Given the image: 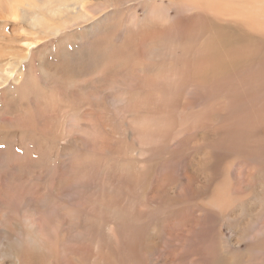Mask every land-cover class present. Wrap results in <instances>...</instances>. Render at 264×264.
Wrapping results in <instances>:
<instances>
[{
  "label": "rangeland",
  "instance_id": "obj_1",
  "mask_svg": "<svg viewBox=\"0 0 264 264\" xmlns=\"http://www.w3.org/2000/svg\"><path fill=\"white\" fill-rule=\"evenodd\" d=\"M1 1L5 3V5ZM167 1L166 0H155L154 2L152 0L150 1L149 0H0V6L1 5L3 6V8L0 7V76L2 75L1 77L2 79H0V187L6 186L9 184H14V183H17L18 185H23V187L12 186V188H10V191L13 197V201L11 202L4 200V198L1 197L2 194L0 192V202H1L0 203V213H1L0 215H2V213L4 212V208L6 205L11 206L12 204L14 208L13 206H11V209L18 212L19 214H22V212H20L22 208L19 207V204L25 207L29 205L31 206L34 205L37 211L36 217L38 219V230L40 231L41 236H43L45 239L47 238L46 241L48 242L49 246L53 248H57L58 251L60 250L59 252L61 253V255L58 256V259H57L58 262L56 261L54 264H57V263L58 264H90V261L87 259V257H84V255L79 256V259L81 262H78V261L74 262V260H72L69 256L66 255V251H71V253H73L76 251L77 248L82 247L83 249L85 246L86 247L83 249V251L86 254L92 251L94 255H96L95 257L98 256V258L103 256L104 254L105 260L108 261L109 263L112 262L110 264H121V262L122 264H145V261L141 257V254H138V255L131 254V251L139 250L140 247H141L140 251L142 250L144 251V244H145V242L141 244L142 242L141 238L139 239L140 240V243H139L138 240L136 239L137 238L136 233H131V231H134L133 228L137 229L139 226H141V224H143V220H142L143 217H140L142 215L141 214L139 215L137 213V209L141 210L140 208L141 205L145 204L144 202H146L147 193H145V191L147 190V187L145 186L147 182L149 181V177L150 178L153 177L154 181H156L161 176L159 174L161 173L160 169H156L158 164H159V167L166 169V171L168 172H171V169L175 165L174 167L177 170L176 174H182L181 172L184 171L183 169L185 170L187 169L188 161L192 163L202 161L201 162L203 165L202 173L205 174L203 176L204 177L209 176L213 180L215 178L217 179L216 182L224 178L225 185L229 188H230V185L232 186L236 185L238 187L239 186L242 187V184H245V182L246 183L249 182L250 180L244 179L243 177L248 176L249 172L252 171L254 167L264 168V156L262 155L261 152H258L257 150V146L260 145L262 146L261 151H264V144H263L264 143V134H263L264 133L263 131L264 121L258 122L257 124L253 125L256 122L255 119H257L258 117L262 116V118L264 119V113L262 114V112H264V100H263L264 99V90H263L264 87L262 86H259V88L256 87L259 90H256L254 87L249 88V89L245 88L244 90L240 88L239 90L242 92L243 99H236L234 103L232 104H228L225 100H223L220 97V102L222 103L220 105H213L215 107L214 112H213V118H212V113L209 112L211 110L207 107L208 106L207 104H210V101H212L214 98L218 96L214 94V90L210 91L211 94L209 95V97H207V99L203 98L199 100L200 106L198 102L194 106V108L203 109L204 108L203 101L205 100V106L207 105L205 109L206 108L207 109L206 110L204 109V112L207 111L208 109L209 111L206 112L207 123L204 121L203 126L205 128H207V126H210L207 129L214 128V130L215 128L217 129L219 127L217 129L219 131L223 130V128L231 129L233 127V129L230 130V132L228 129V132H224V133L227 134L226 136L229 139L233 141L235 140V142L238 143L237 148L235 149L232 147L226 148V146L223 143H221L218 146L220 149L218 147L216 148V151H218L217 153L218 155L217 154L216 155L221 157L222 161L220 162V164H218V166L215 165L214 173L216 172V174L214 175V178L212 177L213 176L212 174L211 175L207 174L208 164L204 163V158L202 154L200 156V154L193 153V155L191 154L188 157V159L183 158L189 150H187L185 153L181 152L183 150H180V149H182L183 146L182 144H180L182 146L181 147L178 144L180 143V140H175V141L170 140L171 142H167V141H162L160 139L161 142L160 141H156V143L153 142V145L150 146L149 150L147 147H145V152L147 156L149 154H152L151 151L153 149H157L156 151L157 155L151 157L145 165H142V167L146 168V170H144L141 166H139L140 159L136 158L135 156H137V154H141L139 152H142L144 147H142L141 143L135 144L132 142L131 138L127 134L128 127H127L126 121L129 120V116L133 113L135 115H138V114L142 115L144 111H147L144 109H146L149 106L148 104H138V102L136 101V98L138 97L139 94L137 95L135 94V96H132V98H129L127 96V91L133 92V86L127 82H129L128 76L130 74L138 75L141 80L147 78L149 76L148 74H150L148 72L152 71L151 69L153 68V65L151 66L152 62L149 61V59L147 58V55L146 57L143 56L142 57L143 59L142 58L133 59V58L116 57V53L112 52V47L113 46L119 47L121 44H123L126 41L125 37L128 33L140 32L139 30L143 29L144 26L147 28L149 27V29L156 30V31H160V30L162 31V28L164 30L165 29L164 25L172 24L176 15L187 14L186 11L188 10H189L188 14H191L192 8H193L192 5L194 2L196 3L198 0H193L194 2L191 0L192 1L191 6H190L191 2L189 4L188 0H187L188 2L186 0L185 2L184 0L183 1L182 0L181 1L180 0H177V1L167 0ZM160 2H162L163 5ZM255 2L252 3V6L255 9V11H257L259 14V17L257 18L260 20H263L264 19V1L257 0ZM15 3H19L20 5H22L27 10L26 12L29 15H33V14L40 15L41 18L43 19V26H39L38 28H31L29 23L25 22V20L22 19L23 17L20 18L21 16V12L19 13L20 10L17 11V14H20L18 16L19 18L14 19L13 17L14 8L11 11V5L15 6ZM152 3L154 4V6ZM176 3H179L182 8L180 7V5ZM167 5L169 7H166ZM161 6H163V8ZM4 7L6 8L4 9ZM157 7L158 9H160L161 7L160 9L161 13L157 9ZM164 7L167 10H165ZM176 8L177 10H175ZM50 10H60V12L54 15V13H51ZM158 12H159V15H162L161 17H163L161 21L165 20L166 22L164 21L165 23H162V22L160 23L162 28L161 27L153 28L154 26H158L159 22L158 23L153 22L152 14L156 16V13ZM176 12H181V13L176 14ZM166 13H167V16H166ZM147 16L149 17L147 18ZM133 19H135V21ZM149 20L153 22V24H151ZM168 20L170 23L168 22ZM139 26L141 29L137 30ZM117 30H120V32H119L118 38L116 39L114 35H116ZM158 36H160V34ZM166 37L167 38L165 40L169 41L167 44L169 45L170 42H171L170 43L171 45L172 43L173 45L175 44L174 46L172 45V47L175 49H177L176 42L178 43L181 42L183 49H185L188 46V43H187L188 40H186L187 42L185 40H179V39L177 41V39L175 40L176 37L172 35H168ZM91 41H93V43ZM102 41L105 43H109V44L107 46H100L98 43H102ZM200 41L201 39H198L196 41L192 40V42H189V43L194 44L193 48H196ZM134 42H135V46H139L141 44V42L138 40H135ZM77 45L79 46L77 47L78 49H76ZM154 45H156V42L153 43V46ZM72 49H74L76 55ZM93 49L94 50L99 49V53H93L92 52ZM85 52H89V55L85 56L83 54ZM177 53L180 54L181 51L177 49L176 54ZM111 54H113V56H111L110 58ZM78 55L80 56L81 59L78 58ZM97 57H99V60L94 62L93 60ZM156 59H160V57L155 56V60ZM110 61H114V62L111 63ZM134 62H136L137 64ZM116 71L118 73H116ZM110 72H112V74H110ZM46 73H47V78H45ZM7 77H10V78L8 79ZM118 77L121 78V80H119ZM51 79H52V85H51ZM56 83H58V86ZM111 83L112 85H110ZM53 84H55V86ZM172 87L174 89V90L172 89L173 93L175 91L179 92L177 90L178 88L176 89L175 86H171V88ZM59 90L62 91L63 93H61ZM56 91L59 93H57ZM243 91H250V92L253 91L254 93H252V98L247 99L246 94ZM255 92L256 93L258 92L257 95L255 94ZM137 93H140V91H138ZM146 93H148V91H146ZM174 94L175 96H177L178 93L177 94L174 93ZM259 98L261 99L258 100ZM208 99L210 100L209 103H207ZM95 101L97 105L95 104ZM223 101L224 103H226L225 105H223ZM236 101L238 102V104ZM140 105L143 108H140L141 107ZM238 105L240 106L238 107ZM179 108H180V113H176V115L178 114L180 116V120L178 122H182L189 116H188V113L186 114L187 110L183 111L181 107ZM219 110H222V111L219 112ZM106 111H109V112H106ZM216 111H218L219 113L218 112L216 113ZM236 112L237 113L239 112L238 113L239 115L240 114L242 115V113L244 115V112L245 113L248 112L247 114L244 115V117L246 119H251V120H246L245 122H243L242 125L236 124V126L240 125L237 128L236 126L234 127L233 122L235 121L233 117ZM104 113H106L105 119H104ZM252 113L254 115H251ZM222 115L223 117H220ZM110 118L111 119L113 118V119L111 120ZM221 118L222 120L224 119L225 121L220 120ZM181 119L183 120L181 121ZM214 119L217 121H214ZM95 120L96 122H94ZM219 120L220 122H218ZM226 120L229 122H227ZM212 121H213V124H212ZM9 126H12V127L8 128ZM113 126L114 127L116 126V127L114 128ZM221 126H223L222 129L220 128ZM11 128H12V131H11ZM254 132H255V135H254ZM236 133L239 136H237ZM56 134L59 136H56ZM187 137L194 138L195 136L192 134H189ZM258 137L259 139H257ZM80 139H82V141H80ZM241 139H244L245 141ZM157 142H158V145H157ZM253 142L255 144L256 142H258V144L255 145ZM162 143L166 148L162 147ZM172 145H173V148L175 147V145L177 148L173 149L171 147ZM75 146H77L78 148L77 147L75 148ZM156 146H159V148L161 146L160 148L161 150L158 149ZM114 147H115V150H114ZM222 147L224 149L221 150ZM162 149L164 151H162ZM249 149H251L252 151H250ZM79 151L83 152L84 155H82L83 153H80ZM168 151L172 153H169ZM249 151L252 152L253 154L250 153ZM229 152H234V153H229ZM62 153L65 155H63ZM132 154H133L134 160L131 159ZM194 154L196 156L198 155L197 156L198 158H195L196 156ZM254 156H257V157H254ZM196 159L197 161L194 162V160ZM122 160H125V161H122ZM245 160L246 162L248 161L247 164ZM172 161H175V162H172ZM169 162L172 163V165L171 164L169 165L168 164ZM249 162H252V163H249ZM253 162L254 164L255 163L256 164L254 165ZM70 163L72 165H70ZM130 163L132 164L131 166H130ZM182 165H185V166H182ZM246 168H247V171H246ZM139 170H140V173H138ZM141 170L143 172L142 174H141ZM155 170L158 172L157 173L158 175L155 173ZM47 173L50 175H48ZM46 174L47 176H45ZM135 174L137 175V177ZM138 175L140 178L138 177ZM237 175L239 176L237 177ZM123 176L126 178H123ZM263 176H264V172H263ZM91 178H93V180ZM136 179H139V180H136ZM57 180H59V183ZM119 180H121V182ZM177 180L179 181V183L177 184V190L178 192L179 191L182 192V189L180 187H183V183H182L183 180L182 179L180 180L177 179ZM62 181L65 185L62 183ZM123 183H125L126 185ZM138 183L140 184L138 185ZM113 184L116 186H114ZM41 186H44V187H41ZM64 186H68V187H65L66 188L65 189ZM135 186L137 187L135 188ZM119 187L121 188L119 189ZM231 188L234 189L235 187H231ZM101 190L102 192H100ZM103 190L104 191L106 190V193L103 192ZM74 192L76 194H74ZM55 193H58L59 196ZM44 195L46 197H43ZM109 195H111L112 197L110 198ZM142 195L144 196L142 197ZM243 196L247 197L248 196L247 192L243 193ZM64 197L66 200L64 199ZM76 198L78 199L79 202L77 201ZM53 199H54V202H51V200ZM100 200L103 202V204L102 202L100 203ZM112 200L114 201L112 202ZM109 202H111L112 204ZM87 204L89 205L87 206ZM2 206L4 208H2ZM176 207H180V206L177 205ZM48 208H49V211H48ZM96 208H98L99 211H97ZM110 208L112 211L110 210ZM119 208L122 211L119 210ZM246 209L247 208L242 207V212ZM220 210H224V206L221 207ZM101 213L102 215H100ZM249 213H252V212L249 210ZM236 214H240V212L235 211V215ZM42 215L45 219L42 217ZM78 219L81 222L82 221L83 222L82 223L79 222ZM209 219L210 218H208L205 221V225L207 224L208 227L207 226L206 227L208 229L210 228V224L216 221V219H210V220ZM245 219L247 220L248 216H246ZM103 220L104 221L106 220V221L104 222ZM84 222L86 224H83ZM51 223H52V226L54 224L53 226L54 228L51 226ZM99 223H101L100 226H99ZM113 223L115 226L113 225ZM39 225L41 227H39ZM159 227L160 225H158V227H156L155 230H157V228ZM98 228H100V230ZM110 228L112 229L111 233H109V230H111ZM48 229H50L51 232ZM80 229L81 230L83 229V230L81 231ZM84 230L86 231V233L84 232ZM203 230H204L203 231L204 233H208L205 228H203ZM62 231H65V233ZM161 231H162V228L160 229V232ZM54 232L57 235L54 234ZM224 232L225 234L229 233L226 228ZM89 234H90V237L93 236V238L92 237L90 238ZM109 234H111L110 235L111 237L108 236ZM162 234H161V238L163 237ZM87 238L92 240V242H89L90 244L86 243L85 245H80L84 243ZM99 241H101L102 245ZM61 246L62 247L64 246V247L62 248ZM120 246L123 248L120 249ZM130 246H132L133 249H130ZM86 248H90V250H86ZM120 254L123 255L122 258ZM148 255L152 256V254H148ZM154 256L156 255H153L152 257ZM157 258L158 256L153 258L152 261L149 259L147 261L148 264H161V263H158V260L156 261ZM186 262L187 261H183V264H187ZM174 264H181V263L179 261L178 262L175 261Z\"/></svg>",
  "mask_w": 264,
  "mask_h": 264
},
{
  "label": "bare ground",
  "instance_id": "obj_2",
  "mask_svg": "<svg viewBox=\"0 0 264 264\" xmlns=\"http://www.w3.org/2000/svg\"><path fill=\"white\" fill-rule=\"evenodd\" d=\"M152 1L155 2V0H152ZM188 1H189V4L191 2V4H190V6H191L193 0L192 1L188 0ZM255 1H257V0H198L196 3L193 1L195 4L193 3L194 6L192 5V7H193L192 13L188 14V11H189L188 10V11H186L187 14L176 15L172 24L164 25L165 26L164 30L161 27L160 23L161 22L165 23L166 21L165 20L161 21L163 19V17H161L162 15H159V12H158V13H156V16L154 14H152V16H153V22L154 23L159 22L160 26L159 25L154 26L153 28L161 27L162 31L160 29H159L160 31L152 30V29H149V27L147 28L145 26L143 27V29H141L139 26L137 30L141 29V30H139L140 32L128 33L125 37L126 41L123 44H121L119 47L112 45L113 46L112 52L116 53V57L133 58V59L135 58L136 59V58H142L143 56L146 57V55H147V58L149 59V61L152 62L151 66L153 65V68L151 69L152 71L149 70L150 72H148V73H150V74H148L149 76L147 78H145L146 77V75H145V77H144L145 79L141 80L139 78V76L136 74H130L129 76L127 75L129 78V82H127V83H130V85L133 86V92L127 91V96L129 98H132V96H135V94L136 95L139 94L137 98L134 97V98H136V101L138 102V104H148V106H149L146 109H144L147 111H144L142 115L138 114L139 115L138 116V115H135L133 113L129 116V120H127L125 118L127 120L126 123H127V127H128L127 128L128 136L131 138L133 143H135V144L141 143L142 147H144L143 151L139 152L141 154L135 153L138 156V157L137 156H135V157L140 159L139 160L140 165L138 164L139 166L142 167V165H145L151 157L157 155V152H156L157 149H153L151 151L152 154H149L147 156L146 152H145V147H147L149 150L150 146L153 145V142L156 143V141L161 142V140H162V141L171 142L170 140H174V141L180 140V143H178V144L179 145L182 144V146H183L182 147L180 145L182 147V149H180V150L184 151V152L183 151H181V152L185 153L187 150H189L183 158L188 159V157L191 154L193 155V153L200 154V156L202 154V156L204 158V163L208 164L207 174H209V175L212 174L213 175L212 177L214 178V175L216 174V172L214 173L215 165L218 166V164H220V162L222 161V158L217 156L218 151H216V148L221 143H223L226 146V148L227 147H232L234 149L237 148L238 143H236L235 140L233 141V140L229 139L226 136L227 134L224 133V132H228L229 128L224 129L223 126H221L220 128L221 129L223 128V130H221V131L217 130L219 127L217 129L215 128V130H214V128L213 129H207L210 126L206 125L207 128H205L203 126V122L205 121L207 123L206 112H208L209 109L211 110L209 112L212 113V118H213V112H214V108H215L213 105H220L222 103V102H220V97L223 100H225L228 104H232V103H234V101L236 99H243L242 92L239 90L240 88H242L244 90L245 88L249 89V88L254 87L256 90H259V89H257V88H259V86L264 87V19L260 20L257 18V17H259V14L257 11H255V9L252 6V3ZM262 1H264V0H262ZM162 2H164V1H162ZM162 2H160V3H162ZM184 2H185V0H184ZM255 3H257V2H255ZM3 4L5 5V3H3ZM158 4H159V2H158ZM176 4L180 5L179 3H176ZM121 5H122V3H121ZM162 5H163V3H162ZM153 6H154V4H153ZM0 7L3 8L2 5ZM161 7L163 8V6H161ZM161 7H160V9H161ZM166 7H169V6L167 5ZM180 7H181V5H180ZM5 8L6 7H4V9ZM13 8H14V15H13L14 19L19 18L18 16L20 14H17V11L20 10L19 11V13L21 12L20 18L23 17L22 19H24L25 22L29 23L31 28H38L39 26H43V19L41 18L40 15H34V14L29 15V14H27V12H26L27 10L22 5H20L19 3H15V6L11 5V11L13 10ZM157 9H158V7H157ZM160 9H158V10L160 11ZM149 10H150V8H149ZM165 10H167V9L165 8ZM175 10H177V8ZM163 11H164V9H163ZM50 12L54 13V15H56L60 12V10H50ZM160 13H161V11H160ZM178 13H181V12H176V14H178ZM166 16H167V13H166ZM148 17L149 16H147V18ZM133 20L135 21V19H133ZM153 22H151V24H153ZM168 22H169V20H168ZM155 25H157V24H155ZM133 29H135V28H133ZM24 30H26V29H24ZM41 30H43V29H41ZM119 32H120V30H117L116 35H114L116 37V39L119 36ZM161 33H163V34H161ZM159 34H160V36H158ZM104 35H105V33H104ZM168 35H172V36L176 37L175 40L177 39V41H178V39L179 40H185V41L188 40V42L186 41L188 43V46L185 49H183L181 42L178 43L175 41L176 46H177L176 48L179 51H181L180 54L179 53L176 54L177 49L172 47L173 43L171 45L170 44L171 42H170L168 45L167 43L169 41L165 40L167 38L166 36H168ZM97 36H98V34H97ZM198 39H201V41L198 43V46L196 47L197 49L193 48L194 44L189 43V42H192V40L196 41ZM135 40L140 41L141 44L139 46H135V42H134ZM66 42H67V40H66ZM91 42L93 43V41H91ZM155 42H156V45L153 46V43H155ZM98 44L100 46H107L109 43H105L102 41V43H98ZM78 45H80V44H78ZM78 45L76 46V49H78L77 48V47H79ZM72 46H73V44H72ZM147 47H148V49H147ZM74 49H75V47H74ZM74 49H72V50L74 51ZM69 50H70V48H69ZM79 50H80V48H79ZM92 52L93 53H99V49L98 50L93 49ZM74 53H75V51H74ZM105 53H107V52H105ZM83 54L85 56H88L89 52H85ZM75 55H76V53H75ZM111 56H113V54L110 55V58H111ZM155 56L160 57V59L155 60ZM78 58L81 59L79 55H78ZM78 58H76V59H78ZM88 59H89V57H88ZM98 60H99V57L95 58L93 61L96 62ZM111 60H113V59H111ZM110 62L113 63L114 61H110ZM134 63H136V62H134ZM115 64H114V66H115ZM117 71H118V69H117ZM117 71H116V73H118ZM58 73H60V72H58ZM129 73H131V72H129ZM110 74H112V72H110ZM119 74H120V72H119ZM139 74H140V72H139ZM124 76H126V75H124ZM1 77H2V75L0 76V79H2ZM7 78L9 79L10 77H7ZM45 78H47V73H46ZM52 79H51V85H52ZM119 80H121V78H119ZM112 83L110 85H112ZM46 84H47V82H46ZM56 84L58 86V83H56ZM53 85L55 86V84H53ZM171 86H175L176 89L178 88L177 90L179 92H176V91L174 92L176 94L178 93L177 96H175V94L173 93V91H172L173 87L171 88ZM89 88H90V86H89ZM62 90H64V89H62ZM122 90H123V88H122ZM211 90H214V94H216L218 96L216 98H214L212 101H210L209 99L207 100L208 101L207 103H209V101H210V104H207L208 106L206 105L209 109L204 112V109L206 107L205 106V100L203 101L204 102V108L203 109L201 107H200L201 109L194 108V106L197 104V102H198V104L200 103L199 100H201L203 98L207 99V97H209V95L211 94L210 93ZM114 91H115V89H114ZM138 91H140V93H137ZM146 91H148V93H146ZM60 92L63 93L62 91H60ZM243 92H245L247 99H251L252 93H254L253 91H251V92L250 91H243ZM6 93H7V91H6ZM57 93H59V92H57ZM257 93L255 92L256 95H257ZM259 93H260V91H259ZM69 98H70V96H69ZM100 99H102V98H100ZM260 99L261 98H259L258 100H260ZM238 102H239V100H238ZM238 102H237V104H238ZM95 104L97 105L96 101H95ZM225 104L226 103H224V101H223V105H225ZM242 105H244V104H242ZM199 106H200V104H199ZM239 106L240 105H238V107ZM179 107H181V109L183 111L187 110L186 114L188 113V116H189L187 118L185 116V118H186V119L184 118L185 120L181 119V121L183 120L182 122H178L180 120V116L178 114L176 115V113H180ZM140 108H143V107L141 106ZM97 109H99V108H97ZM221 111L222 110H219V112H221ZM223 111H224V109H223ZM106 112H109V111H106ZM217 112L218 111H216V113ZM238 113L236 112L234 117H233V119L235 121V122L232 121L234 123V125H233L234 127L236 126V124L242 125L243 122H245L246 120H251V119H246L244 117V115L247 114L248 112H246V113L244 112V115H243V113H242V115L241 114L239 115ZM263 113L264 112H262V114ZM105 115H106V113H104V119L106 118ZM251 115H254V114L252 113ZM220 117H223V115ZM229 118H231V117H229ZM220 120H222V118ZM220 120L218 122H220ZM214 121H217V120L214 119ZM222 121H225V120L223 119ZM229 121H230V119H229ZM229 121H227V122H229ZM255 121L256 122L253 125L257 124L258 122L264 121V119L261 116V117H258L257 119H255ZM94 122H96V120ZM111 124H112V122H111ZM212 124H213V121H212ZM222 125H224V124H222ZM240 125H238V126H240ZM238 126H236V128ZM10 127H12V126H9L8 128H10ZM214 127H216V126H214ZM232 129H233V127L231 129H229V132ZM11 131H12V128H11ZM110 133H111V131H110ZM57 134H58V132H57ZM57 134H56V136H59ZM121 134H123V133H121ZM189 134H192L195 137L194 138L193 137L188 138L187 136ZM236 135H237V133H236ZM249 135H251V134H249ZM254 135H255V132H254ZM237 136H239V135H237ZM242 136H243V134H242ZM61 137H62V135H61ZM250 137H252V136H250ZM124 138H125V136H124ZM239 139H240V137H239ZM257 139H259V137ZM241 140H244V139H241ZM247 140H248V138H247ZM80 141H82V139H80ZM132 142H131V144H132ZM63 143H64V141H63ZM118 144H119V142H118ZM250 144H251V142H250ZM257 144H258V142H256L255 145H257ZM157 145H158V142H157ZM179 145H177V146H179ZM76 147L77 146H75V148ZM156 147L158 149L161 148V146H160V148H159V146H156ZM162 147L166 148L163 145V143H162ZM171 147L173 148V145ZM261 147L262 146L258 145L257 150H258V152H261L262 155L264 156V151H261ZM57 148H58V146H57ZM174 148H177L176 145ZM170 149H169V151H170ZM222 149H224V148L222 147L221 150ZM114 150H115V147H114ZM123 150H124V148H123ZM249 150L252 151L251 149H249ZM162 151H164V150L162 149ZM255 151H256V149H255ZM255 151H254V153H255ZM80 153H83V152H80ZM169 153H172V152H169ZM229 153H234V152H229ZM250 153H252V152H250ZM219 154H220V152H219ZM63 155H65V154H63ZM82 155H84V153ZM197 156L195 158H198ZM257 156H254V157H257ZM237 157H239V156H237ZM246 157H247V155H246ZM131 159L134 160L133 154H132ZM125 160H122V161H125ZM254 160H256V159H254ZM160 161H162V160H160ZM195 161H197V159L194 160V162ZM170 162L168 164L172 165V163H170ZM172 162H175V161H172ZM181 162H182V160H181ZM201 162L198 161V162L192 163V162L188 161L187 162V169L186 170L183 169L184 171L181 172L182 174H176L177 170L174 167L175 165L171 169V172H168V171H166V169L159 167V164H158L156 169H160L161 173H159V174L161 176L156 181H154L153 177L152 178L149 177V181L147 182V184L145 186V187H147V190L145 191V193H147L146 202H144L145 204L141 205V207H140L141 210L137 209V213L139 215L140 214L142 215L140 217H143L142 218L143 224H141V226H139L137 229L132 227L134 229V231H131V233H136V235H137L136 239L138 240L139 243H140V240H139L140 238L142 240L141 244L143 242H145L144 251L143 250L140 251V249H141V247H140L139 250L131 251V254L132 255L141 254V257L144 259L145 264H148L147 261L149 259L152 261V259L155 258L156 256H158L156 261L158 260V263H161V264H174L175 261H177V262L179 261L181 264H183V261H187L186 262L187 264H264V181H263V179H264L263 178L264 177L263 176L264 168L263 167L255 168L254 167L252 169V171L249 172L248 176L243 177L244 179L250 180L249 182H247V183L245 182V184H242V187L241 186L238 187L236 185L235 186L230 185V188H229L225 185L224 178L222 180L216 182L217 179H215V178L213 180L209 176L204 177L203 175H205V174L202 173V166L203 165ZM245 162H246V160H245ZM247 163H248V161L246 162V164ZM249 163H252V162H249ZM95 164H96V162H95ZM127 164H129V163H127ZM253 164H254V162H253ZM70 165H72V164L70 163ZM131 165L132 164L130 163V166ZM139 166H138V168H139ZM182 166H185V165H182ZM141 167H140V169H141ZM124 168H125V166H124ZM142 168L144 170H146V168H144V167H142ZM132 169H134V168H132ZM246 171H247V168H246ZM119 172H120V170H119ZM138 173H140V170ZM142 173L143 172L141 170V174ZM155 173L157 174L158 172L155 170ZM47 174L45 176H47ZM64 174H65V172H64ZM125 174H127V173H125ZM141 174H139V175H141ZM48 175H50V174H48ZM139 175H138V177H139ZM239 175H237V177ZM93 176H94V174H93ZM117 176H118V174H117ZM136 177H137V175H136ZM232 177H233V175H232ZM123 178H126V177L123 176ZM123 178H121V179H123ZM91 179L93 180V178H91ZM177 179L183 180V182H182L183 187H180L182 189V192H180V191L178 192V190H177V184L179 183V181ZM92 180H90V181H92ZM136 180H139V179H136ZM136 180H135V182H136ZM57 181L59 183V180H57ZM119 181L121 182V180H119ZM122 182H123V180H122ZM62 183H63V181H62ZM140 183H138V185ZM106 184H108V183H106ZM123 184H125V183H123ZM12 186L23 187V185H18L17 183L9 184V185L0 187V192L2 194L1 197L4 198V200H6V201H10V202L13 201L12 193L10 191V188H12ZM102 186H103V184H102ZM114 186H116V185H114ZM41 187H44V186H41ZM65 187H68V186H64V188ZM136 187L137 186H135V188ZM231 187H235V188L233 189ZM91 188H93V187H91ZM120 188L121 187H119V189ZM123 189H125V188H123ZM181 189H179V190H181ZM95 191H97V190H95ZM107 191H108V189H107ZM100 192H102V190ZM103 192L106 193V190L105 191L103 190ZM245 192H247V194H248L247 197L243 196V193H245ZM96 193H98V192H96ZM55 194L58 195V193H55ZM74 194H76V193L74 192ZM109 196H110V198L112 197L111 195H109ZM143 196L144 195H142V197ZM43 197H46V196L44 195ZM64 199H65V197H64ZM77 201H78V199H77ZM95 201H96V199H95ZM113 201L114 200H112V202ZM37 202H39V201H37ZM51 202H54V199L51 200ZM101 202L102 201L100 200V203ZM115 202H116V200H115ZM109 203H111V202H109ZM24 204H25V202H24ZM102 204H103V202H102ZM81 205H82V203H81ZM88 205L89 204H87V206ZM177 205L180 207H176ZM11 206H13V205L11 204ZM11 206L6 205L5 208L2 206V208H4V212L2 213V215H0V264H54L56 261L58 262V260H57L58 256L61 255V253L59 252L60 250L58 251L57 248H53V247L49 246L48 242L46 241L47 238L45 239L43 236H41L40 231L38 230V219L36 217L37 211H36V208L34 207V205L33 206L29 205V206L25 207V206L19 204V207L22 208V210L20 211V212H22V214H19L18 212L12 210ZM98 206H100V205H98ZM223 206H224V210H220L221 207H223ZM117 207H119V206H117ZM120 207H122V206H120ZM242 207H245L247 209L242 212ZM13 208H14V206H13ZM49 208H48V211H49ZM96 209H97V211H99L98 208H96ZM108 209H109V207H108ZM115 209H117V208H115ZM126 209H128V208H126ZM78 210H79V208H78ZM110 210H111V208H110ZM119 210H121V209L119 208ZM249 210L252 213H249ZM235 211H239L240 214L235 215ZM106 214H108V213H106ZM116 214H117V212H116ZM100 215H102V213ZM118 216H120V215H118ZM246 216H248L247 220L245 219ZM42 217H43V215H42ZM69 217H71V216H69ZM208 218L216 219L215 222L210 224L209 229L207 228L208 227L207 224L205 225V221ZM134 220H136V219H134ZM107 221H108V219H107ZM211 221H213V220H211ZM73 222H74V220H73ZM79 222H81V221L79 220ZM68 223H66V224H68ZM209 223H210V221H209ZM83 224H86V223L84 222ZM100 224L101 223H99V226H100ZM72 225H73V223H72ZM105 225H106V223H105ZM113 225H114V223H113ZM158 225H160V227L157 228V230H155V228L158 227ZM51 226H52V223H51ZM53 226H54V224H53ZM39 227H41V226L39 225ZM62 227H63V225H62ZM161 228H162V231L160 232ZM203 228H205L208 233H204ZM225 228L228 230V232H229L228 234H225V232H226V231L224 232ZM77 229H79V228H77ZM98 229L100 230V228H98ZM48 230L50 231V229H48ZM127 231H129V230H127ZM55 232H54V234H56ZM62 232L65 233V231H62ZM84 232L86 233L85 230H84ZM101 232H102V230H101ZM111 232H112V229L109 230V233H111ZM59 233H60V231H59ZM90 233H91V231H90ZM161 234L163 235L162 238H161ZM91 235H93V234H91ZM110 235L111 234H109L108 236L111 237ZM100 236H102V235H100ZM103 236H104V234H103ZM89 237H90V234H89ZM91 237L93 238V236H91ZM88 238L85 240L84 243H82L80 245H85L86 243L92 242V240H90ZM55 241H56V239H55ZM99 242L101 243V241H99ZM56 245H57V243H56ZM101 245H102V243H101ZM121 248H123V247L120 246V249ZM83 249H82V247H79L73 253H71V251H66V255L69 256L72 260H74V262L75 261L81 262L79 259V256L84 255V257H87V259L90 261V264H110V263H112V262L109 263L108 261L105 260L104 254H103V256L98 258V256L95 257L96 255H94V253L92 251H90L89 253L86 254L83 251ZM130 249H133V247L130 246ZM86 250H90V248H86ZM118 251H119V249H118ZM146 253H147V255H146ZM148 254H152V256L153 255H156V256L152 257L151 255H148ZM122 256L123 255H121V258H122ZM131 263H133V262H131ZM121 264H122V262H121Z\"/></svg>",
  "mask_w": 264,
  "mask_h": 264
}]
</instances>
